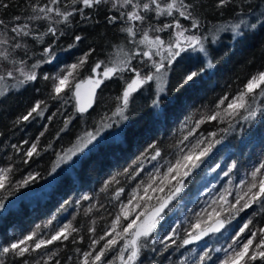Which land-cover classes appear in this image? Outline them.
I'll use <instances>...</instances> for the list:
<instances>
[{
	"label": "trees",
	"instance_id": "1",
	"mask_svg": "<svg viewBox=\"0 0 264 264\" xmlns=\"http://www.w3.org/2000/svg\"><path fill=\"white\" fill-rule=\"evenodd\" d=\"M8 2L12 6L6 12L0 8V18L11 20L15 15L26 17L31 14L26 10V0ZM40 2L44 3L46 0ZM194 2L200 6L197 8V15L201 20L199 31L202 33L217 26L235 23L239 19L235 4H240L241 0H235L233 6L222 9L215 7L216 0ZM255 3H260V0H255ZM85 11L90 12L97 22H80L77 16L71 27L65 28L64 25H60L66 35L59 39L57 60L52 64H43L36 70L39 74L37 81L0 97V167H13L11 174L13 185L0 191V199L4 200L5 205L0 209V246L21 239L32 231H36L38 237L47 238L52 231L71 221L73 226L79 229V232L74 234L78 242L73 244L69 240L49 246V249L59 251L56 259L60 260V264H79L81 256L76 249H80L81 252L89 250L91 239L99 238L109 230L112 220L120 211L121 203H127L130 194L137 189L141 181L145 183L148 181L154 170L153 166L158 165V161L159 164H163L164 161L174 160L178 146H184L179 142L188 130L195 126V122L215 110L220 97L226 93L230 96L235 95L252 74L264 70V27L258 26L255 30H248L243 37L235 40L231 38V33H221L219 42L210 45L214 67L206 69L195 83L184 85L181 81L188 71L203 67L204 58L198 57L197 54H186L167 74L166 90L160 94V103L157 107L152 105L153 99L157 96V85L152 82L134 94L126 120L105 130L88 149L66 163L61 162L56 172L49 175L57 161V154L63 155L77 143V138L82 136L84 131L93 130L101 117L111 114L118 103L116 97L120 95L124 86V80L106 81L105 85L96 90V101L89 113L83 119L76 115L65 132L60 134L59 139H56V135L63 127L65 115L57 114L51 122L46 118L18 121V117L25 115L37 100L47 102L48 110L45 117L61 108L60 103L49 96L52 90L51 81L43 80L45 73L55 74L65 65L75 62L77 57L90 48H95L96 51L89 57V64L96 60L114 59L115 46L125 44L124 34L119 31V26L110 25L105 21L106 15L110 14L107 6L101 5L97 10ZM261 11H264V4H261L252 15L258 16ZM245 19L249 17L245 16ZM182 22L187 26V21ZM34 28L44 31L46 22H37ZM74 34L85 39L69 51H60L73 42ZM161 35L167 38V33ZM49 39L50 37H44L45 44L29 39L31 57L28 59L29 65L41 58L40 53ZM33 53L35 55H32ZM16 55L18 58L23 57V50H18ZM133 63L136 64V61ZM137 66L143 67L139 64ZM88 75L90 71L86 66L85 70L78 74L77 80ZM124 75L127 79L130 74ZM73 103L74 101H70L61 108V112L69 116L75 115ZM46 124L47 131L44 129ZM233 124L234 130L226 134L221 133L220 129L228 127L227 122L212 121L200 125L196 138H199L201 133L206 136L209 132L216 131L217 138L223 136L222 143L213 149L206 163L194 174V178H190L181 197L173 201L170 210H166L163 227L158 226L153 234L157 243L150 244L142 251L140 264H180L185 258L188 259V264H191V261L198 259L207 248L226 247L227 243L231 242L229 237L233 230L242 225L257 209V206H253V209L240 213L226 230H222V233L210 235L191 245L177 247L191 230L190 224L196 220V213H200L207 203L218 197L225 188L232 191L228 198L234 201L240 181H250L251 171L264 160V117H258L251 124L245 122ZM42 131H45V135L41 137ZM37 137L40 154L34 156L28 164H24L23 153ZM189 139L192 141L194 138ZM24 141L29 143L24 144ZM187 143L189 142L186 141L185 144ZM13 144L21 147L19 153L12 148ZM49 144L51 148L45 151ZM152 144L161 150L158 161L150 160L152 150L149 149V145ZM233 162L236 163V168L228 177H224L223 172L227 171ZM217 164L220 168L216 169L208 181L202 182L207 170ZM140 167H143V171L135 179L124 174L125 169L131 174L139 171ZM161 171L164 169L161 168ZM29 173H40V176L25 187L15 184ZM113 177L118 183L114 181L106 187V182ZM121 187L124 188V192L117 200L114 193ZM205 189L211 191L203 192ZM140 191L142 193V186ZM85 195L91 199H82ZM151 203L155 204L156 201L153 200ZM174 208H178L177 211L169 216ZM132 211L135 213L140 209L133 208ZM177 217L181 220L177 229L178 235L174 237L176 244L165 248L159 241L171 231ZM252 218L257 226L264 222V216ZM50 220L52 223L45 227ZM93 227L95 233L89 231ZM80 237H83V242H79ZM41 254H45V250L29 256L30 264ZM115 255V251L108 253V259ZM222 255L223 253L213 252V261ZM0 259H3L4 264H22L20 258L12 255L0 256ZM256 264L260 262L257 261Z\"/></svg>",
	"mask_w": 264,
	"mask_h": 264
},
{
	"label": "snow or ice",
	"instance_id": "2",
	"mask_svg": "<svg viewBox=\"0 0 264 264\" xmlns=\"http://www.w3.org/2000/svg\"><path fill=\"white\" fill-rule=\"evenodd\" d=\"M234 3L235 0H216L215 7L227 8ZM261 4H264V0H260V3H255V0H241L240 4H235L236 14L239 17L237 22L217 26L202 33L199 31L201 20L197 15V8L200 6L194 0H46L44 3L40 0H26V10L31 14L26 17L15 15L11 20L0 18V97L37 81L39 74L36 70L43 64H52L57 60L59 39L66 35L60 25H64L65 28L71 27L77 16L80 22H97L90 12L85 10H97L101 5L107 6L110 14L105 17L106 23L118 25L125 39V44L115 46L116 58L96 60L89 64V57L96 51L95 48H90L77 57L75 62L65 65L53 75L45 73L42 77L45 81H51L52 90L49 96L59 102L61 108L74 101L72 107L75 115L69 116L58 108L56 112L45 117V112L48 110L47 102L37 100L25 115L18 117L20 122L36 118H46L51 122L57 114L65 115L63 127L56 135V139H59L60 134L65 132L76 115L83 119L93 108L97 89L105 85L106 81L124 80L123 89L116 97L118 103L111 114L101 117L93 130L84 131L83 135L77 138V143L63 155L57 154V161L49 173L51 175L56 172L61 162L66 163L78 153L88 149L103 131L126 120L134 94L152 82L157 85V96L153 99L152 105L157 107L160 103V94L166 90L167 74L186 54H197L198 57L204 58L203 67L188 71L182 78L181 83L189 85L195 83L206 69L214 67L210 45L219 42L221 33H231V38L235 40L243 37L248 30H255L258 26L264 27V11L258 16L252 15ZM11 6L8 0H0V8L5 12ZM245 16L249 19H245ZM40 21L46 22L44 31L34 28V25ZM182 21H187V26ZM161 33H167V38ZM44 37L50 39L40 53L41 58L29 65L28 59L31 58L29 39L45 44ZM84 39L85 37L74 34L73 42L60 51H69ZM18 50H23V57H17ZM133 61H136V64ZM137 64L143 67H138ZM86 66L90 75L86 79L77 80L78 74L85 70ZM125 73L130 74L127 79ZM84 84L89 85L86 99L81 94ZM258 117H264V70L252 74L235 95L230 96L226 93L220 97L215 110L197 120L195 126L183 136L179 144L184 146H178L174 160L159 164L161 150L155 144L149 145V149L152 150L150 160L158 161V165L153 166L154 170L149 175L148 181L146 183L141 181L137 189L130 194L127 203H121L120 211L112 220L109 230L99 238L91 239L89 250L81 252L80 249H76L81 256L79 264H116L117 261L118 264H140L142 251L150 244L157 243L153 234L158 226L163 227L166 210H170L173 201L181 197L190 178H194V174L206 163L213 149L222 143L223 136L217 138L216 131L209 132L206 136L201 133L199 138H196L200 125L212 121L227 122L228 127L220 129L221 133L226 134L234 130L233 122L251 124ZM47 127V124L44 125L45 131ZM45 131L40 133L41 137L45 135ZM190 137L194 139L190 141ZM186 141L189 143L185 144ZM38 145L39 137L23 153L24 164H28L34 156L40 154ZM12 148L18 153L21 151V147L16 144H13ZM48 148H51V144L44 150L47 151ZM161 168L164 171H161ZM218 168H220L219 164L211 171L214 172ZM234 168H236L235 162L223 172V176L228 177ZM141 171L143 167L131 174L125 169L124 174L135 179ZM12 173V166L0 167V191L13 185ZM39 176L40 173H29L15 184L25 187L35 182ZM250 177V181H240L234 201L228 198L232 195V191L225 188L218 197L211 199L200 213H196V220L190 224L191 230L187 232L186 238L177 246L178 248L201 241L209 235L222 233V230H226L240 213L257 206L252 216L233 230V234L229 237L231 242L227 243L226 247L207 248L198 259L191 261V264H208V262L256 264L257 261L264 264V222L257 226L252 218L258 215L264 216V160L253 168ZM114 181L118 183L113 177L106 182V187ZM207 190L211 191V189ZM123 192V187L116 189L114 198L118 200ZM82 199L91 198L85 195ZM153 200L156 201L155 204L151 203ZM4 206V200L0 199V209ZM133 208H138L140 211L133 213ZM125 221L127 223H124ZM51 223L50 220L45 227ZM177 227L179 225L172 227L170 233L159 241L160 244L165 245V248L176 244L174 237L177 234ZM89 231L95 233V228H90ZM78 232L79 229L74 227L71 221L52 231L47 238L38 237L37 232L32 231L21 239L0 246V256L12 255L20 258L22 264H30L29 256L45 250V254L39 255V258L34 259L31 264H60V260L56 259L59 251L51 250L49 246L69 240L75 244L78 241L74 234ZM79 242H83V237H80ZM113 251L116 255L108 259V253ZM213 252L223 255L217 256L213 261ZM0 264H4L3 259H0ZM180 264H188V259L181 260Z\"/></svg>",
	"mask_w": 264,
	"mask_h": 264
},
{
	"label": "rangeland",
	"instance_id": "3",
	"mask_svg": "<svg viewBox=\"0 0 264 264\" xmlns=\"http://www.w3.org/2000/svg\"><path fill=\"white\" fill-rule=\"evenodd\" d=\"M87 78V77H86ZM86 78H84V79H86ZM78 80H81V79H78ZM104 132V131H103ZM102 132V133H103ZM101 133V134H102ZM215 168V167H214ZM211 169H213V168H211ZM211 169H209V170H207V172H206V174L204 175V177L202 178V182H206V181H208L209 180V178L214 174V172L213 171H211ZM206 190L207 189H205L203 192H206ZM179 208V207H178ZM178 208H174V209H172V211L168 214L169 216L170 215H172L173 213H175L176 211H177V209ZM180 220H181V218L180 217H177L175 220H174V226L173 227H175V226H177V225H179V223H180ZM177 229H178V227H177ZM170 233V232H169ZM168 233V234H169ZM176 235H178V231H177V234Z\"/></svg>",
	"mask_w": 264,
	"mask_h": 264
},
{
	"label": "water",
	"instance_id": "4",
	"mask_svg": "<svg viewBox=\"0 0 264 264\" xmlns=\"http://www.w3.org/2000/svg\"><path fill=\"white\" fill-rule=\"evenodd\" d=\"M88 88H89V85L87 84H84L81 88V94H82V97L83 98H87V93H88ZM210 236V235H209ZM206 238V237H205Z\"/></svg>",
	"mask_w": 264,
	"mask_h": 264
}]
</instances>
